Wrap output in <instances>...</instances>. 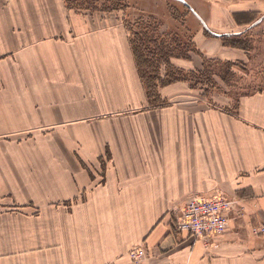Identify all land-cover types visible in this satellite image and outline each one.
Returning <instances> with one entry per match:
<instances>
[{"label": "crops", "instance_id": "obj_1", "mask_svg": "<svg viewBox=\"0 0 264 264\" xmlns=\"http://www.w3.org/2000/svg\"><path fill=\"white\" fill-rule=\"evenodd\" d=\"M14 6L0 4V135L57 140L74 164L68 191L49 201L56 211L41 213L57 219L56 251L0 247V264H130L139 246V264H264V88L240 95L234 112L224 95L216 109L193 99L149 107L121 21L59 4L15 20ZM196 47L253 60L217 40ZM215 192L235 201L225 233L204 241L171 227L178 208Z\"/></svg>", "mask_w": 264, "mask_h": 264}, {"label": "rangeland", "instance_id": "obj_2", "mask_svg": "<svg viewBox=\"0 0 264 264\" xmlns=\"http://www.w3.org/2000/svg\"><path fill=\"white\" fill-rule=\"evenodd\" d=\"M183 1L187 5L178 0H0V4L15 5V20L31 17L35 5L59 4L65 7L68 15L78 14L82 19L93 16L92 19L99 22L121 21L124 26H129H125L129 38L134 33H155L174 52L188 56L169 60L187 80L161 87L160 103L147 100L148 106L162 108L175 100L193 99L198 102L205 100L206 106L216 109L225 103L220 97L224 95L228 99L227 105L221 108L234 112L240 95L264 88V0ZM50 13L56 15L57 11ZM203 24L211 32L227 34L226 38L210 35ZM202 37L217 40L229 49L246 52L253 60L248 64L204 56L196 47V42ZM236 45L246 50L235 48ZM149 46L156 48L155 44ZM192 56L200 61L199 69L185 70L177 65L180 58L191 61ZM165 66L163 62L161 71H165ZM195 71L199 73H187ZM177 83L187 87L165 92L166 88ZM198 105L201 107L202 104ZM4 137L0 135L2 254H7L5 251L10 247L19 252L56 251L57 219H47L41 213L55 212L58 203H50V199L57 200L60 191H68L65 180L69 171L65 167L68 169L74 164V157L64 155L63 149L59 151L62 146L57 140L45 139L39 134L34 139H27L24 135ZM66 206L68 211V206L73 204Z\"/></svg>", "mask_w": 264, "mask_h": 264}, {"label": "built area", "instance_id": "obj_3", "mask_svg": "<svg viewBox=\"0 0 264 264\" xmlns=\"http://www.w3.org/2000/svg\"><path fill=\"white\" fill-rule=\"evenodd\" d=\"M235 201L222 192L211 195H198L175 211L171 227L177 232H185L197 240H212L228 229L229 216L233 212ZM264 234V226L256 229ZM130 264H139L145 257L141 246L129 253Z\"/></svg>", "mask_w": 264, "mask_h": 264}, {"label": "trees", "instance_id": "obj_4", "mask_svg": "<svg viewBox=\"0 0 264 264\" xmlns=\"http://www.w3.org/2000/svg\"><path fill=\"white\" fill-rule=\"evenodd\" d=\"M221 37L222 39L226 38L225 36ZM129 44L135 59L138 76L144 86L146 98L150 103H156V101L157 104L160 103L159 89L161 87L174 82L187 80V78L182 76V71L173 67L169 60L172 57L187 58L188 56L174 52V49L165 45L159 35L155 36V33L148 35L146 32L134 33L129 38ZM150 44H155L156 48H150ZM234 47L246 50V48H243L240 45ZM163 62L166 65L164 72L160 69ZM187 73L194 75L199 72L195 71Z\"/></svg>", "mask_w": 264, "mask_h": 264}, {"label": "water", "instance_id": "obj_5", "mask_svg": "<svg viewBox=\"0 0 264 264\" xmlns=\"http://www.w3.org/2000/svg\"><path fill=\"white\" fill-rule=\"evenodd\" d=\"M178 1H181L182 3H184L185 5H187L183 0H178ZM258 21H260V19H259ZM258 21H256V22L254 23V25H255ZM203 25H204V24H203ZM204 28H205V30H206L210 35L215 36V37H220V36H225V35H227V34H217V33L211 32V31L207 28L206 25H204Z\"/></svg>", "mask_w": 264, "mask_h": 264}]
</instances>
